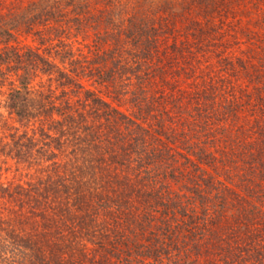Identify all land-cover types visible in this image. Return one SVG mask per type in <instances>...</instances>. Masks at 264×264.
<instances>
[{"label":"trees","instance_id":"1","mask_svg":"<svg viewBox=\"0 0 264 264\" xmlns=\"http://www.w3.org/2000/svg\"><path fill=\"white\" fill-rule=\"evenodd\" d=\"M25 1L0 0V87L9 86L7 108L25 128L1 150L34 173L24 184L0 182V264H264V81L251 93L221 89L217 102L205 89L189 91L190 110L171 99L158 117L150 114L153 100L143 82L155 75L154 55L135 41L146 36L155 43L164 31L151 14L124 19L109 12L116 32L136 43L135 61L111 52L96 57L88 47L87 54L104 59L71 60L74 78L39 47L13 43L29 34L56 41L50 50L64 64L73 56L68 30L93 29L100 13H92L88 0ZM81 74L104 84L122 77L120 86L138 90L127 101L132 111L89 89L72 101L71 85ZM37 76L57 82L60 95L50 87L47 94L32 91ZM251 103L259 113L252 141L224 139L229 149L208 152L214 121L235 118ZM37 117L40 126L29 135Z\"/></svg>","mask_w":264,"mask_h":264},{"label":"rangeland","instance_id":"2","mask_svg":"<svg viewBox=\"0 0 264 264\" xmlns=\"http://www.w3.org/2000/svg\"><path fill=\"white\" fill-rule=\"evenodd\" d=\"M10 1L6 0V3ZM88 3L94 15L100 14L91 23L93 29L83 28L81 31H76L72 27L71 31L68 30L67 41L72 44L73 56L65 61V66L61 64L60 55H56L54 49L50 50V45H54L56 41H51V44L47 41L39 42L37 35L29 34L18 36L13 44L39 47L40 52L50 55L57 66L64 67L68 70V74L75 78L77 72L71 60L82 57V54L89 55L88 47L96 57L101 52H111L113 55L117 53L118 57L128 55L132 62L135 59L130 55L131 50H134L133 45L138 43L140 49L144 48L145 52L154 55L150 60L149 69H154L152 74L155 73V75L152 79L143 82L148 88L146 91L148 99L153 100L150 114H156L158 117L165 116V110L170 107L171 104L168 102L171 99H176L177 105H181V108L190 110L192 106L190 102L188 104L187 93H196L205 89L208 95L217 97L215 99L217 102L221 99L218 95L226 88H234L236 91L240 88L251 93L254 86L264 81V0H88ZM113 9L118 11V15L122 13L118 17H124V19L134 16L137 12H143L142 15L148 16L151 14L156 24L158 26L161 24L164 31L157 34L158 38L153 40L155 43H146V36L141 41L135 40L136 43L132 39H125V33L116 32L114 20L105 18L109 16V12H111L110 15L112 14ZM123 25L120 27L122 28ZM100 36L103 37L99 39ZM103 38H107V42ZM112 38L117 42L112 41ZM101 41L105 45H101ZM121 50L123 54H119ZM88 58L95 61L97 65V59H104L103 57L96 59L91 55ZM110 65L107 64L109 67ZM116 76L111 83L104 84L92 76L88 78L87 75L81 74L80 80L72 82L71 87H74L76 92L69 98L74 101L83 96L84 90L89 89L119 110L132 111L130 102L127 101L137 99L138 90H135V94L131 93L133 87L120 86L124 81L122 77ZM46 79V76H37L30 84V89L47 94L50 87L55 91L54 95H60L61 88H56L57 82L52 80L53 82L49 83ZM134 82L135 79L132 78L126 81L128 85ZM77 83H81L83 88H76ZM113 83L117 85L113 86ZM115 88H117L116 93L113 92ZM128 88L130 92L126 93ZM8 91V85L0 87V182L24 184L34 173L33 169H29L26 164L16 162L12 155L7 153V149L1 150L2 144L11 142L9 135L15 132L21 134L25 130L24 127L18 126L14 115L7 108ZM66 91L71 93L69 88ZM174 95L175 98H172ZM251 104L243 105L240 110H237L235 118L230 117L227 121L219 118L220 121H214L212 127L215 134L214 144L211 145L208 142L205 144L208 152L229 149V146L223 142L224 139L243 141L251 137L250 141H252L250 125L259 117V113L254 103ZM177 115H171V117L175 118ZM41 118L37 117V120L27 127L29 135L32 134V130L39 128ZM260 120L263 122L264 118ZM226 129L231 130V133L222 134ZM37 135H39L38 132ZM186 138L189 141L196 139L191 135ZM180 148L178 150H181ZM216 157L219 159V155ZM170 180L172 179H164V182ZM173 185L176 187V184Z\"/></svg>","mask_w":264,"mask_h":264}]
</instances>
